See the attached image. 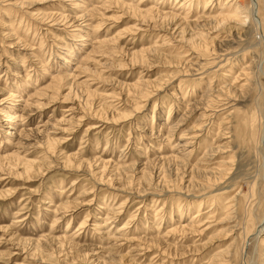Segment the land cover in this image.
I'll return each mask as SVG.
<instances>
[{
  "label": "rangeland",
  "instance_id": "rangeland-1",
  "mask_svg": "<svg viewBox=\"0 0 264 264\" xmlns=\"http://www.w3.org/2000/svg\"><path fill=\"white\" fill-rule=\"evenodd\" d=\"M208 2L0 0V264H264V40Z\"/></svg>",
  "mask_w": 264,
  "mask_h": 264
},
{
  "label": "bare ground",
  "instance_id": "bare-ground-1",
  "mask_svg": "<svg viewBox=\"0 0 264 264\" xmlns=\"http://www.w3.org/2000/svg\"><path fill=\"white\" fill-rule=\"evenodd\" d=\"M210 2H211V0H209V2L207 3V5L205 6V9L203 10V16L201 17V19H203L206 22H208V24L209 23H212V24H215L216 27L221 28L222 27L221 25H224V24L226 25V23H228V22H235L238 25V29L240 31H244L246 29L247 21L249 20L251 22V25L253 26V31H255L257 33V35L259 34L260 37H262L263 40H264V23H263V21H261L259 19V16H258L259 9H260L259 8V1L258 0H252V1H250L251 3L249 2V0L248 1L247 0L246 1L245 0H226L225 3H224V5L221 7L222 9L219 11L220 13L218 12V14H215L214 16L210 15L212 13V10H213L211 8L212 10L210 11V7H208L209 4H210ZM255 17H257L259 19V21H260L259 23H258V21H257V19ZM186 19H188V18H186ZM184 21L185 22L187 21V23H190V21H188V20H184ZM219 28H217V29H219ZM244 33H247V32L244 31ZM258 109H259V107L255 109L256 110L255 117L256 116L258 117V115H257V113L259 112ZM261 115H262V113H261ZM6 116L10 117L11 115L8 114ZM261 119H263L262 120L263 122H262V127H261V133L259 132L260 133L259 135H260V145L262 147V154H263V158H264V115L261 117ZM226 132H227V130H226ZM190 139H191V137H190ZM227 142H229V141H227ZM223 173H224V171L221 170L219 172V177H222ZM253 189L254 188L252 186L250 188V191L248 192V198H246L244 196L242 198H239L240 195L243 192L242 189H240L239 192L234 195L233 199H231V200H229V201L226 202V204L224 205V207H227L226 209H227V213H228L227 216L228 217H230L232 215V213H236L237 214V211H241L242 214H243V218H245V220L247 218H249V215L251 214V210H252L251 209L252 208V205H251V202L252 201L250 202V200H251L250 198H253V195H254V190ZM204 196H206V195H204ZM204 196L203 195L202 196H199L200 199H198L195 202V205H198V209L196 211L198 214H195L191 219H189L188 220L189 221L188 222V225L182 226V228H187L188 231L189 230L190 231L192 230V232H196V231H193V229L196 228V226L199 227L200 225H202V223L199 224L200 222H203L201 220V217L200 216L204 212L200 214V211H201L200 209H201V206L205 205L207 203V201H209V200L205 201L206 198ZM122 209H124L122 207V205L121 206L119 205L116 209H114L112 211L113 213L111 214V216L112 217L113 216L114 217H117L121 213ZM192 209H193L192 207L179 209L177 211V216L175 217L176 218L175 220L182 221V218L185 217L187 215V213L192 212ZM195 209H196V207H195ZM212 209L213 208H210L209 210L206 211V212H208L207 214H209L207 216V218H214V220H216L215 219L216 213H214V211ZM240 221H241V218H240ZM263 222H264V211L262 212V215L260 216L259 221L257 223H255L252 228L248 227V225H247V227L249 229H251V231L250 230H247V227L245 228V231H250L247 235H246V233L244 234L245 235L244 236L245 237L244 238L245 241H247L248 240V237L250 235H252L253 233H256L257 239L261 236L259 234L261 233V231H263V228H264V227H262ZM106 224H108V223H106ZM237 224H239L238 221H237ZM233 227H236V226H233ZM123 229H125V228L124 227H121L119 229V231H117V233L120 232V230H123ZM114 239L115 240H120L121 242H123V241L126 240V238H123V235L116 236V237H114ZM245 241H244V244H245ZM244 244H243V248L245 247ZM115 246L117 248H120V247L124 246V244L121 243L120 245L118 244V245H115Z\"/></svg>",
  "mask_w": 264,
  "mask_h": 264
}]
</instances>
